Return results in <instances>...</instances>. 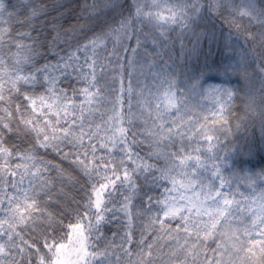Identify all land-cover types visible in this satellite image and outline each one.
<instances>
[{
	"label": "snow or ice",
	"instance_id": "obj_1",
	"mask_svg": "<svg viewBox=\"0 0 264 264\" xmlns=\"http://www.w3.org/2000/svg\"><path fill=\"white\" fill-rule=\"evenodd\" d=\"M152 7L0 0V264H264V172L221 157L264 104V0ZM172 28L240 83L179 87Z\"/></svg>",
	"mask_w": 264,
	"mask_h": 264
},
{
	"label": "rangeland",
	"instance_id": "obj_2",
	"mask_svg": "<svg viewBox=\"0 0 264 264\" xmlns=\"http://www.w3.org/2000/svg\"><path fill=\"white\" fill-rule=\"evenodd\" d=\"M134 5H135V0ZM74 3L75 0H72ZM149 5L155 3L158 7H152L146 9L152 13L162 14L169 16V6L176 3L177 0H145ZM201 28L206 23L209 27L213 24H208L207 21L199 22ZM195 28L196 26L193 25ZM217 28V27H216ZM199 31L200 29H196ZM218 30V29H217ZM172 39L175 41L174 46H170V51L175 59L173 66L174 74L177 78L179 87L186 88L190 86L193 81H196L199 89H207L213 86H227L235 88L231 84V79L235 77V73L231 71V61L225 62L221 56L220 43L213 42L209 44L207 37L202 38L203 53L190 52L187 49L181 52L179 40L176 39L179 33V29L172 28L169 30ZM181 39L185 41L187 48H191V33H184ZM221 40V37H220ZM222 43V41H221ZM209 49L211 50L209 53ZM224 56L228 55L227 50L224 51ZM222 60L220 65L214 63V61ZM68 83L67 81L65 82ZM83 88L85 85H79ZM83 99V96L80 97ZM234 125V124H233ZM259 142L246 141L236 136V131L233 129V134L230 135L227 141H223L224 137L221 136L222 147V171L225 176L233 179L242 180L244 176L252 175L260 172H264V131L259 128L258 134ZM195 144L189 146L188 154L192 157L200 155L195 151H191ZM142 184V191H154L153 185ZM241 190L245 191L246 195L249 194V190L246 189L244 184H241ZM142 197L137 198V202H141ZM67 251V250H66ZM71 255L70 251L68 252Z\"/></svg>",
	"mask_w": 264,
	"mask_h": 264
},
{
	"label": "trees",
	"instance_id": "obj_3",
	"mask_svg": "<svg viewBox=\"0 0 264 264\" xmlns=\"http://www.w3.org/2000/svg\"><path fill=\"white\" fill-rule=\"evenodd\" d=\"M128 2L133 5V12H134L135 11L134 1L133 0H128ZM207 23L215 25L217 27L218 31H219L220 26H219L218 22H216V21H207ZM224 34L226 35V30H224ZM221 41L223 42V36H221ZM239 83H240V78L237 75H235V77H233L231 79V84L234 87H236ZM240 108H241V105L237 104L236 107L234 108V111L235 112H239ZM232 123L235 124V120H233ZM259 128H260L259 123H248L244 127L240 128L238 131H236V136L239 137L240 139L246 140L247 142L248 141L256 142V141L259 140V138L257 136ZM140 182L141 183L143 182L142 178H141ZM109 230H114L113 229V225L112 224H105L104 231L105 232H109ZM25 239H28V237L26 236Z\"/></svg>",
	"mask_w": 264,
	"mask_h": 264
},
{
	"label": "clouds",
	"instance_id": "obj_4",
	"mask_svg": "<svg viewBox=\"0 0 264 264\" xmlns=\"http://www.w3.org/2000/svg\"><path fill=\"white\" fill-rule=\"evenodd\" d=\"M257 103H258V105H260V107L257 108V112L255 115H249L248 116L249 123H259L261 118H264V117H262V114H261V108H264V104L261 103L259 98H258ZM240 105H241V108H240L238 113H240L241 115H245L246 113L244 112L242 101L240 102Z\"/></svg>",
	"mask_w": 264,
	"mask_h": 264
},
{
	"label": "bare ground",
	"instance_id": "obj_5",
	"mask_svg": "<svg viewBox=\"0 0 264 264\" xmlns=\"http://www.w3.org/2000/svg\"><path fill=\"white\" fill-rule=\"evenodd\" d=\"M224 61H225V62H228L229 60H227V59H224Z\"/></svg>",
	"mask_w": 264,
	"mask_h": 264
}]
</instances>
